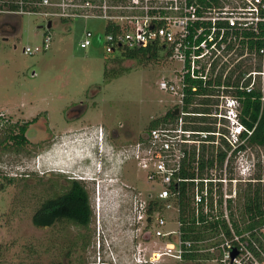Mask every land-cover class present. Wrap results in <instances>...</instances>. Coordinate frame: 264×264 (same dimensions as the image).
I'll list each match as a JSON object with an SVG mask.
<instances>
[{
    "label": "built area",
    "instance_id": "built-area-1",
    "mask_svg": "<svg viewBox=\"0 0 264 264\" xmlns=\"http://www.w3.org/2000/svg\"><path fill=\"white\" fill-rule=\"evenodd\" d=\"M24 15L44 17V50L51 47L54 20H101L104 29H86L80 48L102 46L107 54L122 55L161 47L172 64L174 77L163 78L159 87L177 99L170 111L178 114L138 139L111 147L107 183L97 187V214L127 198L133 203L129 226L137 237L145 244L154 237L168 240L151 252L149 261L136 262L154 264L165 257L184 261L186 254L210 257L217 250L219 264H261L237 235L220 234L216 245L217 238L184 240L179 214L185 194L197 217L211 213L234 234L228 203L236 202L235 187L249 183L257 164L249 163L252 131L242 115L247 95L259 90L264 102V0H0V36L12 27L10 18ZM23 52L34 54L30 46ZM220 150L226 153L222 164ZM130 164L146 173L155 185L151 192L144 194L123 181ZM172 211L178 214L176 229L165 216Z\"/></svg>",
    "mask_w": 264,
    "mask_h": 264
},
{
    "label": "rangeland",
    "instance_id": "rangeland-1",
    "mask_svg": "<svg viewBox=\"0 0 264 264\" xmlns=\"http://www.w3.org/2000/svg\"><path fill=\"white\" fill-rule=\"evenodd\" d=\"M9 22L17 35L7 41L0 36V117L12 123L22 122L24 118H38V121L28 131L31 154L0 152V264H138L137 260L149 261L151 252L162 249L168 240L154 237L145 244L137 237L128 221L133 203L106 206L88 229H79L70 223H59L47 229L34 226L32 217L51 188L50 183L40 182L36 172L35 144L41 135L46 136L48 124L62 132L76 126L103 128L118 133L117 145L138 139L152 121L164 117L177 101L159 87L163 78L174 77L171 62L165 56L143 64L134 60L119 62L114 59L120 60V54H107L102 46L80 48L86 29L95 32L104 29L105 23L101 20L78 19L71 23L54 20L48 50L42 46L46 31L40 27L45 24L44 17L24 15L10 18ZM16 23L20 24V30ZM26 46H30L34 54H24ZM81 110H86L84 117L68 125L71 115ZM0 133L2 135L4 130ZM75 147H58L55 153L45 157V166H70L81 157H87L84 146L77 150ZM258 155L263 168L264 149L251 148L249 163H257ZM85 171L87 176H92L88 169ZM124 174L125 182L144 194L155 186L135 164H130ZM254 175L255 172H251L249 182H256ZM240 184L235 187L238 190L235 207L240 190L249 185ZM165 216L169 227L176 229L178 214L172 211ZM218 255L215 250L208 259L196 261L165 257L154 264H219Z\"/></svg>",
    "mask_w": 264,
    "mask_h": 264
},
{
    "label": "trees",
    "instance_id": "trees-1",
    "mask_svg": "<svg viewBox=\"0 0 264 264\" xmlns=\"http://www.w3.org/2000/svg\"><path fill=\"white\" fill-rule=\"evenodd\" d=\"M161 47H147L137 50H129L123 53L122 58L114 59L119 62L123 60H134L140 64L152 61H158L163 56ZM110 71L106 69V74ZM114 73V72H113ZM118 73H115L117 75ZM263 95L259 90L254 91L252 94L246 96L243 101L244 109L242 121L247 126L252 135L249 137L248 145L251 148L264 149V102L262 101ZM174 112L169 111L164 117L156 119L151 122L148 129L159 126L168 119L174 118ZM37 120L26 122L12 123L9 120L4 122L0 117V152L4 154H17L29 155L30 141L25 136L28 126ZM242 149L245 146L241 147ZM226 153L222 150L219 151V163H223ZM255 183L249 182L248 188L240 190L238 204L236 207L233 203L229 204L232 229L231 231L228 223L224 219H217L213 214L200 213L197 217L192 203L183 194L182 203H180L179 220L182 223V233L184 240L204 241L211 238H217V241L212 244H220V234H225L228 238H233L234 235L240 237L241 242L245 243L254 258L264 264V166L262 168L260 157L258 155V162L256 164V171L254 175ZM13 182L12 178H9ZM80 191L81 193H78ZM74 199L80 203H74L71 210L73 218V225L84 228H89L92 224L93 213L90 208L87 194L80 187L74 190ZM79 197H81L79 199ZM222 203H219V205ZM49 205V203H48ZM46 207V206H45ZM48 212L51 208L46 207ZM44 208V209H46ZM59 217L49 215L38 210L32 217L34 226L38 228H51L56 225V220ZM199 222V224L197 223ZM207 255H197L196 253L186 254L184 261H196L198 259H208Z\"/></svg>",
    "mask_w": 264,
    "mask_h": 264
},
{
    "label": "flooded vegetation",
    "instance_id": "flooded-vegetation-1",
    "mask_svg": "<svg viewBox=\"0 0 264 264\" xmlns=\"http://www.w3.org/2000/svg\"><path fill=\"white\" fill-rule=\"evenodd\" d=\"M4 40L7 41L10 36L17 35V32L12 27H7L4 31ZM84 110L75 111L68 118V125H74L76 121H80L84 117ZM4 115V114H3ZM48 115V114H46ZM70 115V114H69ZM4 117V116H2ZM35 118L31 120H23L22 124L33 121ZM37 120L32 123L35 124ZM18 122V121H17ZM16 123V122H14ZM30 124L26 131L25 136L28 137V131L31 127ZM102 130V138L99 140V130ZM96 129V127L92 126H76L70 127L67 131H57L54 127H51L48 124V128L45 130V134L41 135L38 142L35 144V148L37 149L36 158H37V166L36 172L39 174L40 182H48L51 184V188L49 193L43 197L41 201L40 208L38 209L41 212V215L44 213L59 217L56 220V224L59 223H70L73 225L72 208L74 203L77 202L74 198V190L77 187H80L84 190L85 194H87L88 201L90 203V208L93 213L92 223H94L97 218V212L95 209V198L97 194V187L100 184H106V171L108 169L107 156L111 147L117 146L115 139L118 137V133L110 132L106 129L100 128ZM30 141V140H29ZM31 142V141H30ZM68 143V144H67ZM68 146V148H72L77 150L78 147L85 148L86 156L81 157L78 161H75L73 165H64V167H54L47 168L45 166V157L51 153H55L58 147ZM89 170L92 176H87L88 174L85 170ZM125 182L126 179L124 178ZM78 193H81L78 191ZM125 195L128 194V191L124 192ZM81 197H79L80 199ZM126 203H128V199L126 198ZM49 203V205H48ZM51 208V212L47 211L46 207ZM46 208V209H44ZM75 227V225H73ZM79 229H88L80 226H76ZM90 228V227H89ZM104 264H112L108 262H104Z\"/></svg>",
    "mask_w": 264,
    "mask_h": 264
},
{
    "label": "water",
    "instance_id": "water-1",
    "mask_svg": "<svg viewBox=\"0 0 264 264\" xmlns=\"http://www.w3.org/2000/svg\"><path fill=\"white\" fill-rule=\"evenodd\" d=\"M48 27H49V28H51V27H52V24H51V23H49ZM40 28H43V26H42V27H40ZM174 114H178V110H175V111H174ZM236 255H237V253H236V252H234V253H233V255H232V257L234 258Z\"/></svg>",
    "mask_w": 264,
    "mask_h": 264
},
{
    "label": "crops",
    "instance_id": "crops-1",
    "mask_svg": "<svg viewBox=\"0 0 264 264\" xmlns=\"http://www.w3.org/2000/svg\"><path fill=\"white\" fill-rule=\"evenodd\" d=\"M34 74V73H33ZM8 115V116H11V115H9V114H7V113H4V115ZM33 119V118H32ZM22 120H26L27 121V119L26 118H24V119H22ZM28 120H31V119H28ZM15 121H18V120H15Z\"/></svg>",
    "mask_w": 264,
    "mask_h": 264
},
{
    "label": "clouds",
    "instance_id": "clouds-1",
    "mask_svg": "<svg viewBox=\"0 0 264 264\" xmlns=\"http://www.w3.org/2000/svg\"><path fill=\"white\" fill-rule=\"evenodd\" d=\"M116 186H118V184H116Z\"/></svg>",
    "mask_w": 264,
    "mask_h": 264
}]
</instances>
